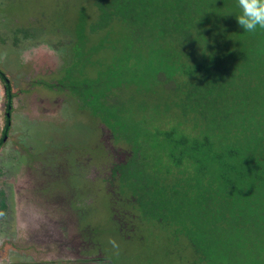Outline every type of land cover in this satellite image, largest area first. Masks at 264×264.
<instances>
[{
  "label": "rangeland",
  "instance_id": "rangeland-1",
  "mask_svg": "<svg viewBox=\"0 0 264 264\" xmlns=\"http://www.w3.org/2000/svg\"><path fill=\"white\" fill-rule=\"evenodd\" d=\"M200 1L0 0V68L14 94L11 129L0 151V196L7 200L0 202V264H183L184 239L164 230L136 231L130 191L121 194L114 170L138 154L143 165L150 158L148 173L157 169L163 176L171 142L165 131L179 126L192 133L207 125L208 119L176 103L177 87L190 79H176L168 65L161 67V54L175 47L173 41H188L179 48L188 64L201 56L192 53L205 51L198 47L206 44L199 34L207 30L196 13ZM226 2L210 3L219 4L225 16L226 8L239 11L237 0ZM83 5L96 18L87 30L88 44L73 51ZM232 11L230 25L239 30ZM90 52L99 66L93 70ZM148 69L157 70L147 78L135 74ZM258 70L264 74V66ZM242 76L259 86L251 75ZM105 94L117 111L95 101ZM6 102L0 80V140ZM232 119L224 126H242ZM109 238L119 243L118 254Z\"/></svg>",
  "mask_w": 264,
  "mask_h": 264
},
{
  "label": "trees",
  "instance_id": "trees-1",
  "mask_svg": "<svg viewBox=\"0 0 264 264\" xmlns=\"http://www.w3.org/2000/svg\"><path fill=\"white\" fill-rule=\"evenodd\" d=\"M210 2L203 0L196 6L201 27L207 28L199 34L206 44L198 47L205 51L192 53L201 55L197 62L188 64L180 58L179 48L188 45L184 39L180 44L173 41L175 47L160 53L161 67L168 65L167 70L176 79H190L186 85L177 87L176 97L180 99L175 97L176 103L185 113L194 112L208 119L206 127H195L192 133L179 126L165 131L171 142L168 168L162 172L163 176H159L157 169L152 170L153 174L148 173L150 158L143 165L144 159L140 161L138 154L133 153L136 157L132 156L127 164L115 167V177L120 176L121 194L128 195L126 191H130L128 201L138 217L135 221L130 219L136 231L151 235L164 230L178 241L184 239V246L179 249L183 264H264V74L258 70L264 66V30L255 33H246L242 27L235 30L230 25L232 10L238 15L240 9L226 8L225 16L219 4L211 7ZM217 3L227 5L226 0ZM204 10L211 12V16ZM77 11L83 17L75 22L77 43L73 51L88 44L87 30L96 18L88 6L83 5ZM90 53L87 64L93 70L99 66L90 59L96 53ZM238 59L241 62L237 64ZM109 70L103 74H113ZM154 71L148 69L135 74L147 78ZM242 74L251 75L259 86L248 85ZM0 80L7 99L1 150L11 129L14 94L1 68ZM138 93L144 95L145 91L138 89ZM106 98L105 94L95 101H102V109L117 111ZM229 116L233 122L240 119L242 126L237 125L235 130L224 126ZM197 120L205 122L202 118ZM223 127L226 129L220 132ZM135 148L140 152L137 147L134 151ZM0 202L5 203L3 198Z\"/></svg>",
  "mask_w": 264,
  "mask_h": 264
},
{
  "label": "clouds",
  "instance_id": "clouds-1",
  "mask_svg": "<svg viewBox=\"0 0 264 264\" xmlns=\"http://www.w3.org/2000/svg\"><path fill=\"white\" fill-rule=\"evenodd\" d=\"M240 12L236 15L238 24L246 33H255L264 30V0H237ZM115 254L119 253V243L114 238H109Z\"/></svg>",
  "mask_w": 264,
  "mask_h": 264
},
{
  "label": "flooded vegetation",
  "instance_id": "flooded-vegetation-1",
  "mask_svg": "<svg viewBox=\"0 0 264 264\" xmlns=\"http://www.w3.org/2000/svg\"><path fill=\"white\" fill-rule=\"evenodd\" d=\"M11 117H12V116H11ZM5 142H6V137H5V139H4V145H5ZM3 147H4V146H3ZM0 151H1V150H0ZM0 198H3V199H4V201L7 203V200H6V198H5V195H4V193H3V194H1ZM7 206H8V205H7ZM7 208H8V207H7ZM4 211H5V212H6V211L8 212V210H7V209H6V210H2V211H1V216H3V214H4L3 212H4ZM7 212H6V213H7Z\"/></svg>",
  "mask_w": 264,
  "mask_h": 264
}]
</instances>
